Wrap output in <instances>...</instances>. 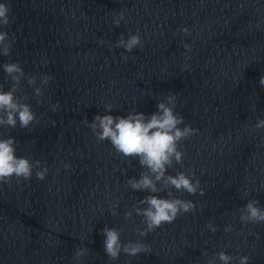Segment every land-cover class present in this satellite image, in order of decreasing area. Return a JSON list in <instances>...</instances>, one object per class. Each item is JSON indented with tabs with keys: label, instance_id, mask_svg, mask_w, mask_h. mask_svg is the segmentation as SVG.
<instances>
[{
	"label": "water",
	"instance_id": "95a60500",
	"mask_svg": "<svg viewBox=\"0 0 264 264\" xmlns=\"http://www.w3.org/2000/svg\"><path fill=\"white\" fill-rule=\"evenodd\" d=\"M8 3L12 23L5 30L15 44L10 56H0V85L11 87L2 68L7 62L37 76V86L45 74L54 78L43 97L22 81L18 95L29 97L38 123L0 128L16 138L18 156L49 168L44 181L34 171L30 181L0 182V264H80L75 253L81 247L91 250L82 264H208L220 251L235 257L231 264L242 256L250 257L248 264H264V223L240 220L249 200L264 208V129L255 128L264 119V0ZM120 12L125 20L116 27ZM134 33L143 37L141 47H115L121 34L127 39ZM173 93L185 118L181 127L199 132L181 142L183 164L168 172L194 170L204 194L173 188L176 197L196 204L195 212L142 237L136 229L145 225L134 206L152 193L133 190L127 180L146 169L110 141H98L83 121L108 114L109 103L112 115L152 114ZM56 102L60 108L53 111ZM156 195L168 198L167 191ZM210 222L218 231L208 229ZM229 225L233 230L226 232ZM105 227L122 229L124 243L143 242L151 252L111 260Z\"/></svg>",
	"mask_w": 264,
	"mask_h": 264
},
{
	"label": "clouds",
	"instance_id": "9594fccd",
	"mask_svg": "<svg viewBox=\"0 0 264 264\" xmlns=\"http://www.w3.org/2000/svg\"><path fill=\"white\" fill-rule=\"evenodd\" d=\"M12 8L8 0L0 2V56H10L15 41L5 30L12 23ZM125 20L124 12L118 13L114 19L116 27L121 25ZM183 32L191 34L190 30L185 27ZM101 44L105 41L101 40ZM143 45V37L139 33L130 34L127 39L121 34L115 47L124 48L132 52L137 47ZM184 47L190 52L192 46L185 44ZM128 59L127 56L124 57ZM4 72L12 81L9 90L5 91L4 86L0 85V128L14 129L17 126L29 129L38 118L31 104L27 101V95H18L22 91L21 84L25 79L28 84L35 90L37 97H43L44 86L48 85L54 78L50 74L39 77L40 86H37V76L25 73L24 68L19 62H7L2 65ZM187 70L188 67L185 66ZM264 86V76L259 81ZM43 103V100L40 101ZM59 102L52 104V110L58 111ZM177 95L170 94L164 100L159 101L157 111L152 114H145L141 111L129 112L124 115H112L114 106L109 103L105 105L106 113L97 114L89 122L87 118L83 121L96 136L100 142L110 141L117 153L125 158L138 159L139 164L146 169L140 178L135 177L127 180L128 186L135 191H147L152 194L140 199L134 206L135 214L143 218L144 229L137 228L136 231L140 236L146 237L150 232L162 227L165 223L174 222L178 216L195 212L196 204L191 200H185L176 197L172 189L189 194L203 195L204 190L201 188L199 179H195L196 173L193 170L188 172H178L171 175L169 168L175 164H183L185 152L181 150L182 141L190 139L199 132V129L191 125L181 127L185 123L184 116L176 111ZM256 129H264V119H260ZM70 168L71 165H65ZM35 171L36 179L44 181L48 175L49 168L41 160H31L25 156L17 155V140L14 136H4L0 133V182L11 183L15 177L17 179L30 181ZM167 191L168 198H161L156 195ZM259 201L252 199L240 209V220L244 223L261 224L264 223V208L258 206ZM113 206V215L118 213ZM126 219L133 216L132 211H127ZM212 232L218 231L213 224L207 225ZM231 225L225 228L226 232L232 231ZM102 235L105 237L104 250L107 256L113 260H119L121 254L130 257L139 256L142 253L151 252L150 246L143 242L129 241L124 243L121 239L122 229L116 227H105L102 229ZM87 247L78 248L75 253L76 261L82 264L83 258L90 253ZM222 264H231L235 259L225 251L217 253L216 257L210 259L208 264H216V260ZM249 256L239 258V264H248Z\"/></svg>",
	"mask_w": 264,
	"mask_h": 264
}]
</instances>
